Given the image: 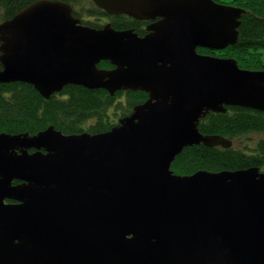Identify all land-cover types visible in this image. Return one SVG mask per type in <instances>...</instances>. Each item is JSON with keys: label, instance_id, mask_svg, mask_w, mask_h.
I'll return each instance as SVG.
<instances>
[{"label": "water", "instance_id": "95a60500", "mask_svg": "<svg viewBox=\"0 0 264 264\" xmlns=\"http://www.w3.org/2000/svg\"><path fill=\"white\" fill-rule=\"evenodd\" d=\"M93 1L150 21L147 33L84 25L67 2L35 1L0 22V83L47 99L74 84L148 100L103 133H0V264H264V170L171 168L186 147L233 146L199 130L209 112L264 111V69L198 50L235 45L246 10Z\"/></svg>", "mask_w": 264, "mask_h": 264}, {"label": "trees", "instance_id": "16d2710c", "mask_svg": "<svg viewBox=\"0 0 264 264\" xmlns=\"http://www.w3.org/2000/svg\"><path fill=\"white\" fill-rule=\"evenodd\" d=\"M38 0H0V22L9 19L29 4ZM73 6V15L84 25L101 28L110 22L115 29H134L147 33L149 21L127 15H109L93 0H61ZM242 7L239 41L223 51L212 52L199 48L203 54L237 59L242 69H264V0H217ZM101 68H112L103 61ZM1 68V65H0ZM141 90H121L111 95L105 89H89L69 84L45 98L36 88L24 82L0 83V133L38 134L50 126L65 134L107 132L118 124V119L130 115L135 105L148 100ZM199 124L202 134L221 135L233 142L230 148L198 144L184 148L173 162L176 174L191 175L200 170L220 172L260 166L264 170V111L230 106L226 112H209ZM252 134L260 135L255 144L242 143Z\"/></svg>", "mask_w": 264, "mask_h": 264}, {"label": "rangeland", "instance_id": "374dc122", "mask_svg": "<svg viewBox=\"0 0 264 264\" xmlns=\"http://www.w3.org/2000/svg\"><path fill=\"white\" fill-rule=\"evenodd\" d=\"M223 1H229V0H223ZM106 23V22H104ZM212 51V50H211ZM220 51V50H219ZM223 51V50H222ZM212 52H215V51H212ZM260 138V135L258 134H252L248 137V139H243L242 143H250V144H255L256 141H258V139Z\"/></svg>", "mask_w": 264, "mask_h": 264}, {"label": "flooded vegetation", "instance_id": "af4514ba", "mask_svg": "<svg viewBox=\"0 0 264 264\" xmlns=\"http://www.w3.org/2000/svg\"><path fill=\"white\" fill-rule=\"evenodd\" d=\"M149 22H150V21H149ZM106 23H108V22H106ZM150 23H151V22H150ZM150 23H149V24H150ZM104 24H105V23H103L102 26H103ZM149 24H148V25H149ZM148 25H147V26H148ZM147 26H146V28H147ZM146 30H147V29H146ZM146 32H147V31H146ZM228 107H230V106H228ZM228 107H227V108H228ZM120 118H121V117H120ZM120 118H119V119H120ZM119 119H118V122H119ZM31 151H34V150H31ZM20 183H21L20 181H17V182L15 181V182H14V184H16V185H17V184H20ZM6 202H7V203H15V201H10V200H6Z\"/></svg>", "mask_w": 264, "mask_h": 264}]
</instances>
